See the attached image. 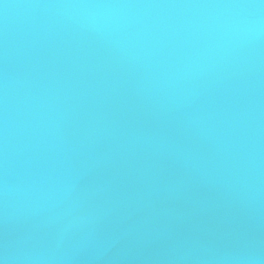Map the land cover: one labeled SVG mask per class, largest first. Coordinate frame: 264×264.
Masks as SVG:
<instances>
[{
	"label": "water",
	"instance_id": "obj_1",
	"mask_svg": "<svg viewBox=\"0 0 264 264\" xmlns=\"http://www.w3.org/2000/svg\"><path fill=\"white\" fill-rule=\"evenodd\" d=\"M3 264H264V0H0Z\"/></svg>",
	"mask_w": 264,
	"mask_h": 264
},
{
	"label": "clouds",
	"instance_id": "obj_2",
	"mask_svg": "<svg viewBox=\"0 0 264 264\" xmlns=\"http://www.w3.org/2000/svg\"><path fill=\"white\" fill-rule=\"evenodd\" d=\"M0 264H3V262H2V261H0Z\"/></svg>",
	"mask_w": 264,
	"mask_h": 264
}]
</instances>
